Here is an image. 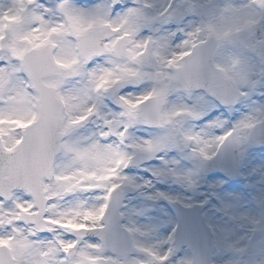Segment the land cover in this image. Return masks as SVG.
Returning a JSON list of instances; mask_svg holds the SVG:
<instances>
[{"label": "snow or ice", "instance_id": "1", "mask_svg": "<svg viewBox=\"0 0 264 264\" xmlns=\"http://www.w3.org/2000/svg\"><path fill=\"white\" fill-rule=\"evenodd\" d=\"M0 264H264V0H0Z\"/></svg>", "mask_w": 264, "mask_h": 264}]
</instances>
